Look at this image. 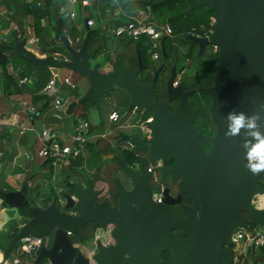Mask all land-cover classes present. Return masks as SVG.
<instances>
[{
    "label": "water",
    "instance_id": "95a60500",
    "mask_svg": "<svg viewBox=\"0 0 264 264\" xmlns=\"http://www.w3.org/2000/svg\"><path fill=\"white\" fill-rule=\"evenodd\" d=\"M171 1L157 0L151 4L154 9L158 5H169ZM184 1L187 13H194L198 6L207 4L217 14L212 31L205 37L218 46L213 84L206 89L199 87L211 98L209 114L199 113V108L193 110L189 106L191 100H187V96L195 90L184 91L179 82L173 83L174 68L167 79V98L159 99L154 84L161 67L155 70L151 81L141 82L139 75L147 65L138 53L137 67L120 65L103 71L100 61L87 49L88 39L97 32L96 28L85 20L86 32L79 45L59 27L56 30L70 57L68 66L72 72L86 76L95 91L107 92L118 87L127 94L129 104L115 121L111 133L116 130L117 134L124 133L120 129L121 121L136 106L152 110L151 146L163 147L165 139L175 142L173 148L169 147L175 165L160 166L159 170L162 176L167 172L173 179L178 178L180 187L187 192L190 203L180 205L183 215L177 216L173 211L172 205L178 202V197L169 195L166 189L162 190L161 202L156 204L150 201L148 192L141 196L139 191H126L117 180V207L109 209L107 201L99 199L101 189L96 185L97 180L91 177L87 183L83 182L82 172L80 182L64 179L70 188L69 192L61 194L65 199L64 207L73 212L61 211L56 198L43 208L29 207L28 220L11 226V241L6 252L14 241L30 236L39 237V244L33 260L27 264H38L41 259L46 264H158L163 251L168 253L163 264H232L236 256L230 244L235 229L253 231L257 225L264 224V203L258 206L253 202L254 196L264 194V185L258 181L263 172L254 175L245 167L247 149L243 144L252 138L246 135V129H241L234 137L225 135L231 123L230 113H243L246 120L255 117L258 130L264 133V0ZM186 36L200 40L193 33ZM27 37L28 32L17 43L21 50L31 45ZM3 48L15 49V46L4 45ZM26 51L33 63L31 71L37 75L38 65L47 66V59L29 49ZM5 57L0 48V61ZM48 67L53 79L46 92L50 98L55 91L60 93L62 80L57 66ZM48 97L43 107L48 104ZM173 98H180L187 106L186 116L171 110L169 102ZM88 99L90 94L85 92L70 100L66 113L70 114L76 104ZM191 116L201 121L211 120L216 126L215 136L207 138L195 133L190 124ZM127 137L130 142L139 144L135 136ZM206 143L211 144L209 152L204 151ZM29 178L26 175L17 190L1 193L0 210L5 200L21 207L28 204L25 194ZM160 191L159 187H154L153 193ZM88 223L94 229L90 235L96 241L91 256L70 237V231H77ZM173 229H180L189 241L181 235L171 236ZM110 238L115 243L105 242ZM251 250L248 245L245 255L249 257Z\"/></svg>",
    "mask_w": 264,
    "mask_h": 264
},
{
    "label": "flooded vegetation",
    "instance_id": "af4514ba",
    "mask_svg": "<svg viewBox=\"0 0 264 264\" xmlns=\"http://www.w3.org/2000/svg\"><path fill=\"white\" fill-rule=\"evenodd\" d=\"M187 34L188 33L180 34L172 31L169 35H162L158 40L159 50L156 57L151 56L152 52L150 48L147 49L144 58L147 69L151 72L150 77L148 79L139 78V80L143 83L151 81L155 70L161 67L154 84V91L157 98L166 99L167 79L174 68L175 78L173 83L176 84L179 82L180 87L184 91L195 90L187 96V100H191V105L189 106H191L193 110L199 108V113L209 114L211 98L209 95L201 92L199 87H201V89H206L213 84L214 73L218 62V46L210 40L205 39L207 34L202 35L193 33L200 37V40L188 38L186 36ZM130 66L136 67V65L132 64H130ZM147 69H145V71ZM169 106L171 110L181 116H186L188 114V108L181 102L180 98H173L169 102ZM131 110H133V108ZM136 111L146 112L145 108H138ZM127 116L122 119L120 126V129L125 134H117L118 132L116 130L111 133L110 136H106L104 135L105 133L102 132V139L105 138V140L101 141L98 138L93 142L97 145L95 149H97L96 151L100 157V163L98 162V167L96 166L92 173L89 172L87 174L88 179L93 177V174L97 176L96 183H101L97 185V187L101 189L99 199L106 200L109 209H115L117 207L118 195L115 188V180H117L126 191L136 190L141 193V196L148 192L150 201L156 204L161 202L163 196L162 190L166 189V193L168 192L169 195L178 197V202L173 204L172 208L177 216H182L180 205L182 203H190L188 194L180 187L178 178L173 179L172 175L167 172L162 176L159 170L160 166L169 168L175 165L176 160L169 153V147L173 148L175 142L165 139L163 141L165 144L163 147L159 145L151 146L150 144L153 138L152 132L150 136L147 134L142 136L138 131L127 130L125 127L139 126L141 128L142 124L139 119L138 123L135 122L136 119L126 122ZM190 124L195 133H201L207 138H213L215 136L216 126L211 120L201 121L200 118L191 116ZM126 134L135 136L139 144L130 142V137H127ZM90 144H92V142ZM210 146L211 144L209 143L204 144V151L209 152ZM102 155H104L107 160L102 159ZM80 173L81 171L79 169L64 172L60 181L66 188L62 189L58 194L48 193L45 196L35 195L40 197L37 198L28 195V192H26L25 195L28 204L25 207L18 206L20 211L19 221L22 223L28 220L27 210L29 207L43 208L47 206L53 198H56V205L61 211L73 212L71 208L64 207L65 199L61 194L70 191L64 179L67 178L72 182H80ZM32 178H30L29 185L31 184ZM154 187H159L161 190L157 195L153 193ZM49 196L51 197L50 200ZM45 200L47 202H45ZM240 214L244 217H248L245 212H241ZM84 227L88 229L91 228L89 223L84 225ZM92 230L94 229H91L90 234ZM74 232L75 231H70L71 239H73L75 235ZM170 234L171 236L181 235L189 241V237L180 229H173ZM94 239L95 238L92 237V240ZM105 242L107 244L115 243L112 238ZM232 244L231 242L230 246ZM167 257V251H163L162 256L158 260V264H163ZM142 260L145 261L146 259Z\"/></svg>",
    "mask_w": 264,
    "mask_h": 264
},
{
    "label": "trees",
    "instance_id": "16d2710c",
    "mask_svg": "<svg viewBox=\"0 0 264 264\" xmlns=\"http://www.w3.org/2000/svg\"><path fill=\"white\" fill-rule=\"evenodd\" d=\"M99 0H94L97 2ZM122 1V0H119ZM150 3L151 7V15L150 18H152V14L156 10V7L153 9L151 2L157 1V0H147ZM146 0H135V3H137L139 9H145V6L147 4ZM109 5H111L112 0H108ZM79 4H82V0H79ZM86 5V4H84ZM98 5V4H97ZM0 6L4 8L3 14L0 15V48L2 50H5L3 48L4 45L15 46V52L12 55H8L4 58V60L0 63V66L3 68V96L7 97L10 96V94H17L22 93L25 86L32 87L34 89L33 92L37 93L39 91L44 83L40 79H38V74L36 75L35 72L31 71V60L28 58V52L24 49L21 50V48L17 47V43L19 40L23 37L25 31L27 30V26L32 28L34 35L41 37V35L47 39V41L44 42V44H41L39 46V50L45 54V57L47 59L48 65L57 66L58 68L65 67L69 70H71L68 66L70 57L61 41H59V36L57 33V27H59L63 32H66L69 35H75L73 37V42L76 45H79L84 37L85 27L81 28V33L79 35V40L75 41V38L78 34V25L76 21H73L69 15L66 12L63 13L59 10V6L54 5V0H0ZM187 6V3L184 0H172L169 5H162L161 7L166 9L163 11V13L167 16H165V19L160 18L158 15V18L160 21L163 22H169V24L172 27V31L175 33H197V34H207L212 27L213 24H211V16H217L216 11L210 6V5H201L198 6L194 13H187L185 12V8ZM112 8V6H111ZM105 10L101 7V12L96 15L97 19H100V16H103ZM31 16L32 20L29 22L27 21L28 16ZM66 15V16H64ZM43 18H46L48 20V23L50 25V28L48 25H43L41 20ZM59 18V20H58ZM85 18H89L85 16ZM153 19V18H152ZM154 20V19H153ZM13 21L16 26L10 27V23ZM121 22V20H116V23ZM100 27L98 26L97 32L100 30ZM7 29L5 32L4 30ZM96 32V33H97ZM131 42V41H129ZM148 42V41H147ZM149 43V42H148ZM144 41H137L135 42V48L133 52V62L132 65L138 64V56L139 53L141 60L143 63H145V53L147 49H149V44ZM93 45V49L89 50L91 53V56L95 57L97 54L102 52L105 48L103 46V43L101 41L96 42V34L91 35L88 39L87 47H91ZM9 49V48H8ZM169 52V50L167 49ZM35 54V53H34ZM36 55V54H35ZM31 61V62H30ZM113 67H117L120 65H125L121 60L114 61ZM47 65V66H48ZM8 66L12 67V70H17L18 76L14 74L11 70H8ZM42 66V65H39ZM48 76H50L51 72L49 69ZM77 74L78 72H75ZM150 71L147 69L146 71H142L139 75V78L145 79L150 77ZM32 77V81L30 83L24 82L20 83L19 79L23 77ZM49 79V78H48ZM47 79V80H48ZM75 87V86H74ZM73 87V88H74ZM113 89H116L113 88ZM118 89V88H117ZM120 89V88H119ZM123 94L118 95V102L121 105L124 106V110L119 111L118 105H115L113 110H116L119 112V115L121 116L123 112L126 110L127 105L129 104L128 96L127 94L120 89ZM90 94V99L95 102H99V99H102L104 97L105 92L95 91L90 85L89 82V88L85 91ZM34 94V93H33ZM38 95L34 97V99L37 101V107L40 109L39 113L44 112L45 110L50 108L51 101L49 98L48 104L43 107V103L45 99L48 97L46 92H40L37 93ZM77 98L80 96V94H76ZM86 106L89 104L88 102L85 103ZM56 110V109H54ZM150 113L147 111L143 114V116H148ZM36 115V114H35ZM93 130V129H91ZM102 133V132H98ZM98 139V138H97ZM96 139V140H97ZM95 140V141H96ZM93 141V142H95ZM92 142V143H93ZM80 156V155H79ZM77 157L73 159L69 164V168L64 170L63 172H67L70 170H75L77 166L83 164L80 157ZM51 170V169H50ZM52 171V170H51ZM32 178L34 175V172H27ZM95 179L97 176L95 174L92 175ZM258 181L261 185H264V172L258 176ZM6 183V185L4 184ZM9 186V187H8ZM14 190L12 186H10L5 181V174L0 173V195L2 192L5 191H11ZM29 190V189H28ZM51 197L49 196V200ZM47 202V201H45ZM5 205H9V202H2V207ZM17 206V205H16ZM17 224V222L11 221L8 225V228L0 229V250L4 254V257H9L10 254L16 253L17 247L20 244V238L14 241L11 244L9 252H6V248L10 244L11 238H10V228L12 225ZM92 228H81L78 231H75V235L72 239L73 242H80L84 244V250L87 255H92L94 252V249L96 247V241L92 240V236L90 235V231ZM231 246H234L233 244ZM241 255V254H240ZM244 258L247 260V258H250L254 260V264H258V261H260V264H264V249H259V252L256 250H251L250 256L247 257L245 254L243 255ZM33 258L30 259L32 261ZM44 261V260H43ZM24 264V263H22ZM44 264L46 262L44 261ZM233 264V263H232ZM251 264V263H250Z\"/></svg>",
    "mask_w": 264,
    "mask_h": 264
},
{
    "label": "crops",
    "instance_id": "0c3cea01",
    "mask_svg": "<svg viewBox=\"0 0 264 264\" xmlns=\"http://www.w3.org/2000/svg\"><path fill=\"white\" fill-rule=\"evenodd\" d=\"M86 2H88L89 4H86L85 2H83V3H85L86 5L79 4L80 10L78 12L81 13V18H84V20H83V24H80V25L77 24L78 25L77 26L78 27V34L76 36L77 38H79V35L82 34L81 28L84 27L85 16L88 17V15H89V18L92 19L93 23H94L91 27L97 28L98 26L99 27L101 26V22H103L102 18L105 17L107 14L109 16L110 12L113 15H117L122 10L127 11L128 9L132 10L133 8H137L138 12L135 14H131L130 15V17H131L133 15H137L138 13H141L144 11L143 9L138 8V6L135 4L134 0H122L121 2L119 0H112L111 5H109L110 2H108V0H99V1L95 2V4H94V0H86ZM102 2L105 4L102 5ZM75 3H78V2H75ZM54 5L58 6L59 0H55ZM111 6H112V8H111ZM101 7H102V9L105 10V12H104L103 16H100V19H97L96 15H98L101 12ZM59 9H61L62 11L65 10L61 4H60ZM69 11L74 12V16L71 18H74L75 16H77L76 11L72 6H70ZM64 12H66V11H64ZM1 13L3 14V12H1ZM58 20H59V18H58ZM41 22L43 25H48V27L50 28V25L47 24L48 20L46 18H43L41 20ZM115 23H116V21H115ZM15 26H11V23H10V27H15ZM29 28L30 27L27 26L26 32H28V34H29V30H31V34H32V37H31L32 40L31 41H32V43H36V48L34 49L31 46L30 50H32L39 57H45V54H43L39 50V46L41 44H44V42L47 41V39L44 38L42 35H41V37L35 36L32 28H30V29ZM4 31L6 32L7 29H5ZM70 36L73 39V37L75 35L74 36L70 35ZM114 37H117V36H114ZM129 41H131V42H129ZM135 42H137V41L128 39L126 41V43H121V41L114 39L112 41H109L108 43H105V46L107 45L105 47V49L102 52H100L99 54H97L94 58L97 61H100L103 71L113 69L114 68L113 62L119 61V60H121L126 66H130V64L133 62V52H134V48H135V44H134ZM37 48H38V50H37ZM87 49H88V51L93 49V45L89 48L87 47ZM8 50H10V49H8ZM2 51L6 56L9 53L7 51V49L2 50ZM105 53H107L108 55ZM104 54L107 55L106 58H104ZM10 55L11 54L9 53V56ZM1 62L2 61H0V63ZM39 67H37L38 68L37 69L38 79L43 81L42 83H44L46 81L43 85V87H44L46 85V83L48 82V80L52 78V75L50 74V76L48 77L49 79L47 78L48 79L47 80L46 77L48 76V71H45L46 68H44V67L43 68H39ZM8 70H11L12 72H14L15 75L17 74V71L12 70L11 66H8ZM59 73H60V68H58V74ZM74 74L75 73H72L71 70H69V69L67 72H64L63 76H60V74H59V76L62 80L60 90L62 89L63 83L68 84L71 88H73L74 85H75V87L78 85V83H79L78 79H76L77 77ZM16 76H18V75H16ZM21 79H24V80L20 81ZM67 79H70V82L73 83L74 85L72 86L70 82L67 83L66 82ZM27 81H30L28 77H23V78L19 79L20 83H24ZM2 82H3V68L0 66V90H1V93H0V96H1V98H0V100H1L0 122H5L4 129H3L1 136H0V150L3 152L2 157L0 158V173L5 174V181L10 186H12L14 188V190H17L23 182V180L22 181L20 180L21 176H24V178H25L26 175H29L27 172H30V171L34 172L35 171V167H40L46 171H50L52 174L55 171L50 165H48L44 161L37 160V159H28L25 156L26 152H31L33 149H35V147L38 144L37 131H39L43 127H48L50 130L56 132V134L59 138H64V137H67L70 133H72L74 123L67 124L66 122H64V120H62V122H61V119L60 118L57 119V117L55 115H52V116L48 115V112L52 109H47L42 113H39L40 109H38L36 115H29L27 108L31 105L37 106V104L30 103L27 100L28 97H31V95H33V93H35V92H33L34 89L32 87L25 86L22 93H17L21 96V98H18V99L16 98L18 96H15L16 94H10V96L5 97V96H3V84H2ZM43 87L39 91H37V93L43 92ZM60 93H61V91H60ZM111 111L112 110H110L109 113ZM88 118L91 120L90 116H88ZM20 123H22L24 125L32 126L33 129L32 130L27 129V130H24L21 132L18 129V126ZM111 123H113V121H111ZM50 124L51 125L53 124V125L50 127L46 126V125H50ZM93 125H92L93 132H96L94 130L95 127H93ZM91 145H96V143H92ZM95 147H97V145ZM86 150H87V148L85 147L84 152L79 156L80 159L82 160L83 164L77 166L76 169H79L81 171V173L83 172V169H84V171L88 174L92 170L94 171L95 167L90 168V165L89 166L86 165L87 160H88L87 159L88 154H87ZM67 167L69 168V166H67ZM29 181H30V178H29ZM28 187H29V182H28L27 190H28ZM0 201H1V199H0ZM17 223H21V222L19 221ZM2 226L4 227V225H2ZM4 229H5V227H4ZM257 252H259V250H257ZM3 256H4V254L0 250V259Z\"/></svg>",
    "mask_w": 264,
    "mask_h": 264
},
{
    "label": "rangeland",
    "instance_id": "374dc122",
    "mask_svg": "<svg viewBox=\"0 0 264 264\" xmlns=\"http://www.w3.org/2000/svg\"><path fill=\"white\" fill-rule=\"evenodd\" d=\"M85 3L89 4L88 2H86V0H85ZM60 4L64 7V9H65L64 11H66L67 14H68V12L70 10V6H72L75 9V11H76L77 16H75L74 18H71V19L73 21H76L78 25L83 24L84 18H81V13L78 12L80 10L79 3H75V2L72 3L70 0H59V5H58L59 7H60ZM104 4L105 3L102 2V5H104ZM135 4L137 5V3H135ZM161 6L162 5H158L156 7V10L152 14V18L157 23H162L163 22V21L159 20L158 16L160 18H162V19H165V16H167V15H165L163 13V11H165L166 9L162 8ZM3 9L4 8L2 6H0V15L2 14L1 12L4 11ZM59 10L61 12L65 13L61 9H59ZM137 12H138L137 8H133L132 10L128 9L127 11L122 10L117 15H113V14H111V12H110L109 16L107 14L105 17L102 18L103 22H101V26L99 28L100 30L97 33L93 34V35L96 34V42L97 41H101L103 43L104 48L107 46V45L105 46V43H108L109 41H112L114 39L121 41V43H126L128 38H126V37H114L112 35V33H111V27L113 26V24L115 23L116 20H121V21L125 20V19L129 18L131 14H135ZM137 15H141L142 16V15H144V12L138 13ZM64 16H66V15H64ZM31 18L32 17L29 15L27 21L30 22L32 20ZM15 25L16 24L12 21L11 22V26H15ZM25 33H26V31H25ZM25 33H24V35H25ZM31 37H32L31 30H29V34H28V37H27V40L31 42V45L27 48L29 50H30L31 46L34 49L36 48V43H32ZM72 41H73V39H72ZM146 43H148V42H146ZM37 50H38V48H37ZM7 51L12 55L11 56L12 58H13V54L15 52H17V50H15V49H10V50L7 49ZM105 54H107V53H105ZM105 54H104V58H106V56L108 55V54L107 55H105ZM32 65H33V63L31 62V66ZM40 65H42V66H40V67L38 66V67L39 68H43V67L46 68L45 71H47V69H49V67L46 66V65L44 66V64H40ZM15 71H17V70L15 69ZM67 71H68L67 68L61 67L60 68V73H59L60 76H63L64 72H67ZM72 73H74V72H72ZM74 75L77 77L76 79H78V82H79L78 85L76 87H74V88H71L68 84L63 83L62 89H61V93L55 91L51 95L50 99L52 100L54 95L60 94L63 97L64 103L61 105L60 110H57V109L54 110L55 108H52L51 105H50L49 109H52V110H50L48 112V115H50V116L55 115L57 117V119L60 118L61 122H62V120H64V122H66L67 124L74 123L79 118L90 116L91 121H92V125L94 124L93 127H95L94 130L96 132H104L105 133L104 135L110 136L112 128L114 126V122L111 123V121L108 118V113H109L110 110H113L115 105H118V104H119L118 105L119 111L124 110V106L125 105H121L118 102V95L123 94V92H121L120 89L118 87H116V89H111V90L105 92L104 93V97L102 99H99L98 103L95 102V101H92V99H89V104L86 106L85 103L88 102V100H86L83 103L76 104V106L73 109V111L70 114H68L65 111L67 102L72 100V99L77 98L76 94H80L81 95V94L85 93V90L89 88V83H88L89 81H87L88 79H87L86 76H84L82 74H79V73L74 74ZM46 79H47V77H46ZM29 80L30 81H27L28 83H30L32 81V77L31 76L29 77ZM0 93H1V90H0ZM37 95H38L37 93H34L33 95H31V97H28L27 100L30 103H37V101L34 99V97H36ZM15 96H18V97H16L17 99L21 98V96L19 94H16ZM0 98H1V96H0ZM0 104H1V100H0ZM89 105H90V109L88 108ZM145 110H146V112L148 111L150 114H153L152 110H150V109H145ZM144 113H145V111L144 112L135 111V112L128 113L129 115L126 118V122H130V121H133V120L136 119L135 122L138 123L139 120H141V121L143 120V118H144L143 114ZM52 125L50 124V125H46V126L50 127ZM125 128L127 130H130V131H138L142 136L145 135L143 129L140 128L139 126L138 127L137 126L125 127ZM102 137H103V135L102 136H98L97 138H99L101 141L105 140V138L102 139ZM95 146L96 145H91L90 143L86 146V148H87L86 152L88 154V156H87L88 160H87L86 165H88V166L90 165V168L91 167L92 168L96 167L98 165L99 160H100V157H99V155H98V153L96 151L97 149H95L96 148ZM101 158L102 159H106V157H104V155H102ZM62 171H64V170L54 171L53 174H52L50 171H46V170H44V169H42L40 167H35V171H34V174H33L34 176L31 179V184L28 187V189H29L27 191L28 195L40 198L39 196H35V195L45 196L48 193H51V194L60 193L62 191V189L66 188V186L61 184V181H60V179L62 178V174H64V172H62ZM23 178H24V176H21L20 180L22 181ZM81 180H83V182H85V183H87V181H88V175L84 171V169H83V177H82ZM4 184L6 185L5 182H4ZM100 184L101 183L98 182L96 185H100ZM2 202H4V201H2ZM8 202H9V205L8 206L5 205L0 210V229H2V227H3L2 225H4L5 229L8 228V225H9V223L11 221L19 222V215H20L19 207L16 206L14 203L10 202V201H8ZM253 202H254V204H256L258 206L263 205V203H264V194H258L256 196H254L253 197ZM77 244H79V247L85 252L84 246H82L80 242H77ZM233 248H234V252H235V256H236L235 261L233 262V264H250V263L254 264V260H252L251 257L247 258V260L244 258L243 255L245 254V252H243L241 249H239L240 247L237 248V247L234 246ZM44 261L41 259L38 262V264H44ZM258 264H260V261H258Z\"/></svg>",
    "mask_w": 264,
    "mask_h": 264
},
{
    "label": "built area",
    "instance_id": "2783aa9c",
    "mask_svg": "<svg viewBox=\"0 0 264 264\" xmlns=\"http://www.w3.org/2000/svg\"><path fill=\"white\" fill-rule=\"evenodd\" d=\"M72 3L79 2V0H70ZM85 0H82V3ZM85 4V3H83ZM144 15H133L122 22L115 23L111 27V33L113 36L126 37L134 41L149 42V48L152 57H156L159 50L158 40L162 35H169L172 33V27L169 22L157 23L152 18L150 3L147 2L145 9H143ZM70 17L74 16L73 11H69ZM211 24L216 20L215 16H211ZM87 24L92 25L93 20L86 19ZM212 31V27L209 32ZM208 32V33H209ZM75 40H78L76 38ZM21 79L20 81H23ZM66 82H70L67 79ZM53 79H49L46 85L43 87V92L52 86ZM71 83V82H70ZM73 86L74 84L71 83ZM75 86V85H74ZM73 86V87H74ZM51 101V107L60 110L61 105L64 103L63 97L60 94L54 95ZM49 101V102H50ZM138 107L134 106L131 112H135ZM29 115H35L38 111V107L31 105L27 108ZM119 112L112 110L108 114L109 120L115 122L119 119ZM153 119V115L144 116L141 121V128L144 133L150 136L151 127L150 122ZM5 122H0V136L4 129ZM18 129L22 132L27 129H33L32 126L19 124ZM92 122L88 117L79 118L74 122L72 133L67 137L59 138L56 132L50 130L48 127H43L37 131L38 144L31 152H26L25 156L28 159H37L44 161L50 165L55 171L66 170L71 160L81 155L85 147L95 141L102 133L93 132ZM3 152L0 150V158ZM63 172V171H62ZM157 195V194H156ZM231 241L235 247H240L243 252L246 251L248 245L253 250L264 249V224L257 225L253 231H248L243 228H236L231 235ZM39 244V237L24 236L20 238V244L17 247L16 253H12L9 257H2L0 264H27L31 258H34V252ZM233 246V247H234Z\"/></svg>",
    "mask_w": 264,
    "mask_h": 264
},
{
    "label": "clouds",
    "instance_id": "9594fccd",
    "mask_svg": "<svg viewBox=\"0 0 264 264\" xmlns=\"http://www.w3.org/2000/svg\"><path fill=\"white\" fill-rule=\"evenodd\" d=\"M86 19L87 18H85V20ZM209 33H207V35ZM228 119H230L231 123L229 124V130L225 132V135L227 137L237 136L241 133V129H246V135L252 138L250 140H245L243 144V147L247 149V162L245 164V167L254 175L264 172V133L258 130L256 118L252 117L246 120V117L243 113H240L238 115H233L230 113ZM73 243L77 244V242ZM77 245L79 246V244ZM81 245L84 246V244Z\"/></svg>",
    "mask_w": 264,
    "mask_h": 264
}]
</instances>
